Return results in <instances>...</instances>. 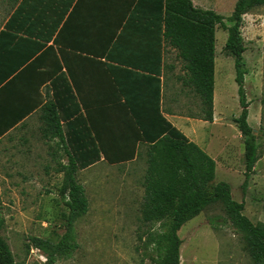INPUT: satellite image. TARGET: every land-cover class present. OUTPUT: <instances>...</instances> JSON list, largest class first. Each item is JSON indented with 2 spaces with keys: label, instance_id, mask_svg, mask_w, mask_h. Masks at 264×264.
Listing matches in <instances>:
<instances>
[{
  "label": "crops",
  "instance_id": "1",
  "mask_svg": "<svg viewBox=\"0 0 264 264\" xmlns=\"http://www.w3.org/2000/svg\"><path fill=\"white\" fill-rule=\"evenodd\" d=\"M192 1L196 7L217 10L205 7L206 0ZM0 12V35L8 42L7 65L29 59L5 80L10 81L8 88L4 84L0 88L30 110L0 139L21 130L27 133L38 120L45 144L62 150L58 138L42 134L46 117L54 113L68 146L69 138L78 137L74 148L84 147L90 157L99 155L81 170L100 162L127 164L153 140L161 125L160 112L215 161L213 183L229 184L232 198L244 203L243 214L264 224V200L249 199L264 183V156L260 154L246 176L244 138L234 122L242 107L236 113L229 109L235 96L228 89H235L236 76L220 70L217 91L216 47L209 120L152 5L138 0H0ZM35 58L38 62L31 67Z\"/></svg>",
  "mask_w": 264,
  "mask_h": 264
},
{
  "label": "rangeland",
  "instance_id": "2",
  "mask_svg": "<svg viewBox=\"0 0 264 264\" xmlns=\"http://www.w3.org/2000/svg\"><path fill=\"white\" fill-rule=\"evenodd\" d=\"M234 1L206 0L204 5L230 16ZM242 21L249 124L259 137L260 154L264 156V5L245 14ZM227 38L228 32L218 27L217 91L221 88L220 70L225 69L228 77L236 76L234 57L225 49ZM238 89L236 81L235 89H228L235 96L230 113L241 108ZM39 124L34 120L27 133L21 130L0 139V208L5 218L2 235L17 264H43L45 253L32 238L58 242L66 232L69 213L59 193L64 180L59 169L67 162L66 154L45 144ZM147 149L131 163L100 162L77 172L78 182L85 185L89 210L73 227L77 248L54 264H157L154 246L147 241L161 230L160 222H145L142 214ZM263 187L261 183L259 191L249 195L250 201L264 200ZM224 205H207L182 226L178 233L181 264H255Z\"/></svg>",
  "mask_w": 264,
  "mask_h": 264
},
{
  "label": "trees",
  "instance_id": "3",
  "mask_svg": "<svg viewBox=\"0 0 264 264\" xmlns=\"http://www.w3.org/2000/svg\"><path fill=\"white\" fill-rule=\"evenodd\" d=\"M137 0H131L135 2ZM155 7L164 23V36L169 45L177 50L178 57L185 63L189 80L194 91L200 96L205 108L206 118H213V98L215 82V46L218 27L228 32L225 49L234 57L242 107L240 115L234 119L244 138L246 176L254 169L260 157L259 137L248 122L249 102L245 89L246 50L242 36L243 16L252 9L264 5V0H237L230 16H224L212 9L196 7L192 0H138ZM1 34V33H0ZM0 35V86L8 88L10 81L4 83L28 60L14 66L7 65L8 42ZM35 58L30 62L34 66ZM49 76V75H48ZM6 90V89H5ZM0 88V137L23 119L28 109L11 101ZM24 107V108H23ZM32 109V108H29ZM28 111V112H26ZM55 112V111H54ZM158 112V111H157ZM161 125L157 126L153 140L148 141V169L144 177L145 195L142 207L145 222H160L161 230L151 234L147 243L153 245L157 254V264H181L180 247L182 240L180 228L190 219L199 215L207 205L224 203L230 222L238 233L243 234L246 249L255 264H264V224L253 223L243 214L244 203L232 198L229 184L213 183L215 161L197 144L190 141L180 130L168 122L158 112ZM42 134L47 139L58 138L67 162L60 164L64 172L63 184L59 193L69 209L66 232L58 242L32 238L45 253L43 264H54L60 257H69L77 248L74 241V224L87 214L89 200L84 186L77 180V172L90 166L99 155L88 156L84 147H75L56 114L45 119ZM69 136V135H68ZM71 147V149H69ZM5 218L0 208V264H17L9 243L3 237Z\"/></svg>",
  "mask_w": 264,
  "mask_h": 264
},
{
  "label": "built area",
  "instance_id": "4",
  "mask_svg": "<svg viewBox=\"0 0 264 264\" xmlns=\"http://www.w3.org/2000/svg\"><path fill=\"white\" fill-rule=\"evenodd\" d=\"M32 251H34V250H32ZM40 259L45 260V257L43 255H41Z\"/></svg>",
  "mask_w": 264,
  "mask_h": 264
}]
</instances>
